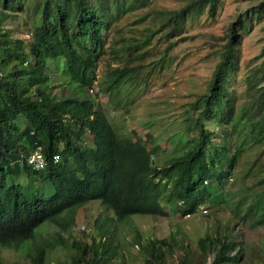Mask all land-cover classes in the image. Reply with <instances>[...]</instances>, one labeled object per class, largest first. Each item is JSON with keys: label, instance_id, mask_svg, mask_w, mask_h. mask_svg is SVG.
Returning a JSON list of instances; mask_svg holds the SVG:
<instances>
[{"label": "trees", "instance_id": "16d2710c", "mask_svg": "<svg viewBox=\"0 0 264 264\" xmlns=\"http://www.w3.org/2000/svg\"><path fill=\"white\" fill-rule=\"evenodd\" d=\"M148 1L0 0V201L13 190L12 199L19 207L12 219L0 211V245L13 249L22 246L30 264H44L49 249L64 245L68 239L67 264H108L114 257L119 259L118 264H125L123 249L128 247L136 248L143 264H203L208 258V264H264V237L260 248L248 254L242 233L229 226L214 234L198 235L193 248L184 235L177 239L174 232L161 238L143 237L130 218L124 222L131 235L120 238L111 225L99 223L98 212L88 224L90 232L81 228L87 238L59 231L37 238L33 233L32 228L47 216L64 230L88 199L106 200L107 189L101 190L100 184L107 186L101 180L107 175L114 184L124 183L127 196L111 207L123 217L194 212L204 196L211 195L215 182L230 176L244 150L237 146L229 153L225 143L217 145L206 122L221 127L230 123L232 131H242L254 143L264 142V61L249 75V100L240 111L228 88L240 55L239 29H245L253 17L264 12V0L239 11L229 23L206 86L188 102L191 113L184 116L185 128L167 136L172 147L162 159L161 153L157 155L160 146L149 132L144 138L133 137L119 134L111 125L87 89L95 78L97 61L105 53L106 31L111 23ZM219 2L187 0L178 8L162 11L164 18L159 27L163 37L176 32L190 14L205 10L213 17ZM19 15L30 21L28 40L11 34L4 24L7 18ZM259 54H264V47ZM142 56L139 53L134 58ZM49 61L55 63L75 92L58 98L51 95ZM141 65L107 67L106 81L98 88L110 103L118 104L121 87L139 72ZM130 101L132 97L124 103ZM18 117L24 121L22 128L17 125ZM85 132L90 134L89 144L83 138ZM36 146H40L47 161V167L39 171L30 169L25 158ZM54 153L60 157L59 163L52 158ZM23 171L27 180L36 174L40 183L50 185L52 191L43 199H16L19 186L12 176ZM259 173L249 185V202L242 204L246 193L235 201V206L242 205L243 209L239 218L247 219L249 227L264 225V172ZM254 185L259 188L253 191ZM27 238L29 245L23 242Z\"/></svg>", "mask_w": 264, "mask_h": 264}, {"label": "rangeland", "instance_id": "374dc122", "mask_svg": "<svg viewBox=\"0 0 264 264\" xmlns=\"http://www.w3.org/2000/svg\"><path fill=\"white\" fill-rule=\"evenodd\" d=\"M186 1L149 0L146 5L127 10L111 23L106 31L105 53L97 61L95 78L90 89H87L94 98V103L99 104L119 134L144 138L145 132H149L160 146L157 152V155L161 153L160 159L166 155L167 149L172 147L167 136L185 128L184 116L191 113L188 111L190 110L188 102L205 88L210 73L219 59L218 50L229 32V23L234 20L236 13L257 2V0H219L213 17H210L205 10L190 14L183 19L176 32L163 37V29L159 27L164 18L162 11L178 8ZM4 21L11 34L21 36L24 40L29 39V19L19 15ZM239 32L238 65L228 82L229 93L237 111H240L241 105L249 100L247 90L249 75L264 61V54H259L264 47V12L259 17H253L247 27L239 29ZM139 53L143 56L134 58ZM139 63L142 64L139 72L133 74L121 87L122 97L118 104L110 103L107 95L98 88L106 81L107 67ZM48 72L53 82L50 93L54 98L66 92L76 91L64 81L65 78H62L63 75L59 73L58 67L51 61ZM131 97L132 101L124 103ZM18 118L17 125L22 128L24 121ZM206 123L212 130L214 142L217 145L225 143L229 147V153L237 146L244 148L230 176L221 182H215L216 184L211 187V195H205L204 202L200 203L192 213L132 214L130 219L143 237L161 238L174 232L177 239L184 235L183 239L188 242L190 248L194 247L198 235L214 234L224 226H229L232 230L242 233L244 248L249 254L255 248H260L264 237V225L249 227L247 219L239 218L243 209L242 205L241 208L236 207L235 201L246 193V198L241 199L242 204L248 203L249 195L252 194L249 192L252 179L260 174L259 170L261 174L264 172V142L254 143L244 136L242 131H232L230 123L222 127L211 122ZM83 138L87 144L90 143L88 132L84 133ZM23 174L26 177L24 171ZM17 178L13 176L15 181H18ZM31 178L36 183V175ZM41 184L38 190L43 196L48 195L52 191L50 185ZM258 188V185L252 187L253 191ZM22 189L25 191L28 187L22 185ZM29 189L33 191L32 186ZM225 195H228L226 200L223 197ZM95 202L98 203L96 200H89L88 204L79 207L74 222L66 225L64 230L59 229L51 221L41 222L35 230L44 237H50L58 231L64 235L70 233V236L84 237L81 227L84 226L87 230L89 222L98 211ZM108 221L113 222L116 235L120 238L131 235L124 220L111 218ZM68 246L69 239L64 245L49 249L44 264H67L70 253ZM123 251L125 264H143L135 247H128V250L124 248ZM165 256L167 258L168 254ZM211 256L210 254L209 257ZM118 262L119 259L114 257L108 264H118ZM208 262L209 258L203 264ZM12 263L30 264L24 248L21 249L19 246L16 249H9L0 245V264Z\"/></svg>", "mask_w": 264, "mask_h": 264}, {"label": "clouds", "instance_id": "9594fccd", "mask_svg": "<svg viewBox=\"0 0 264 264\" xmlns=\"http://www.w3.org/2000/svg\"><path fill=\"white\" fill-rule=\"evenodd\" d=\"M27 155H25V158H26ZM51 156H52V158L54 159V161L56 163H59L60 157L57 156V153H54ZM26 161H27V158H26ZM30 163H34V165L36 167V168H33L27 162V164L31 167L30 169H32L34 171H39V170L47 167V161L45 159V156H43L40 153L39 150L33 155L32 159L30 160ZM33 175H36V174H33ZM13 176H17L18 177L17 178L18 181L17 180L16 181L13 180ZM13 176H12V180H13L14 184H16V185L19 186V188L17 190L20 193V195H16V194L14 195V197L16 199L22 198V199H24L26 201H30V200L35 199L36 197H40L41 199H43L44 197H46V196H43L41 194V192L38 190V187L41 186V183L37 179V175H36V183H34V180L32 178H31V181L27 180L25 178V175L23 174V172H21V174H14ZM101 180H103V182H105L107 184V186L104 185V184H100V189L101 190L107 189V199L106 200L103 199V201H102L101 199L94 197V198H91V199H88V200H96L98 203L95 202L96 205L94 203H89V204L95 205V207L98 208V211L97 212L100 215V217H99L100 222L99 223L102 224V225H111L112 228L114 229L113 222L108 221V219L115 218V219L121 221V220H126L128 218H131L133 215L131 214L128 217H123L124 216L123 214H118L115 211H113V209L111 208V207H116L119 204H121L124 201L125 196H127V195L124 194L125 193L124 192L125 187H124L123 181H119L117 184H114L113 178H111L108 175L107 176H104L103 178H101ZM22 185L23 186L26 185L28 187V189L24 191L22 189ZM30 186L33 187V191L32 190L30 191V189H29ZM111 188H116V189L119 190V192H115ZM10 191H11V193H7V195L3 198V200L0 201V211L2 212V214H3V216L5 218H11L12 219L13 217H15L17 215V213L19 211V207H18V205H16L14 203V200L12 199L13 194H14L13 193V190H10ZM7 199H11V201L7 202L6 201ZM86 204H88V203H86ZM104 206H108V207H104ZM61 213H62V211L60 213H58V214H55L54 219L57 218L58 215L61 214ZM45 221H47V222H49V221L53 222L51 220L50 216H47V217L43 218L40 222H38V224L32 228L33 229V233L35 234V237H37V238H40L41 237L42 233L36 231L35 229L37 228V226L41 222H45ZM53 223L55 224V222H53ZM23 242H25V243H27L29 245V243L31 241H30V238H27ZM6 248H9L10 249L12 247H6ZM20 248L23 249L22 246H20ZM24 250H25V248H24Z\"/></svg>", "mask_w": 264, "mask_h": 264}, {"label": "built area", "instance_id": "2783aa9c", "mask_svg": "<svg viewBox=\"0 0 264 264\" xmlns=\"http://www.w3.org/2000/svg\"><path fill=\"white\" fill-rule=\"evenodd\" d=\"M40 151V153L43 155L41 149L39 146H36L27 156V162L33 167V168H36L34 163H30V160L32 159L33 155L37 152V151ZM44 156V155H43Z\"/></svg>", "mask_w": 264, "mask_h": 264}]
</instances>
